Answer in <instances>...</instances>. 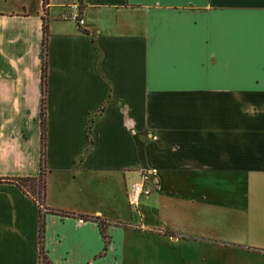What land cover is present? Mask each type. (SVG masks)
<instances>
[{
  "label": "crops",
  "instance_id": "1",
  "mask_svg": "<svg viewBox=\"0 0 264 264\" xmlns=\"http://www.w3.org/2000/svg\"><path fill=\"white\" fill-rule=\"evenodd\" d=\"M36 3L0 0V178L37 177L42 151L45 169L42 209L0 182V264H38L40 223L52 264H124L135 220L108 210L144 172L157 211L264 204V0ZM77 5L82 25L61 19ZM249 208L253 229L264 209ZM84 216L107 223L106 245ZM143 232L174 245L212 236ZM213 240L214 255L251 246Z\"/></svg>",
  "mask_w": 264,
  "mask_h": 264
},
{
  "label": "rangeland",
  "instance_id": "2",
  "mask_svg": "<svg viewBox=\"0 0 264 264\" xmlns=\"http://www.w3.org/2000/svg\"><path fill=\"white\" fill-rule=\"evenodd\" d=\"M27 1H29L30 5H37L36 0ZM155 193L156 190L153 189L150 195L142 196L136 206L130 202L129 197L128 199L119 197L117 200L118 204L114 205L113 209H109V212L107 211L111 217H120L117 219L122 222H128L125 219L128 218L127 215L129 213L135 220L132 223L136 225V247L133 248L129 245L125 249L122 259L124 264H179L180 262L182 264H200V262L206 264L214 261L220 264H264L262 255L251 253L252 250H264V210L262 212L263 216L257 213L258 215L253 218L255 219L253 220V225L255 226L253 229H248V223L244 221L248 215L246 217L244 215L240 216L245 213L248 214L249 206L264 209V204L248 205L245 202L234 206L232 211L227 209L210 211L206 206H199L196 209L187 208L180 201H177L174 206H165L166 209L157 211L151 203V198ZM160 212L165 215L162 216L166 217L165 222L156 218L157 215H160ZM184 212L198 213L201 219L183 220L180 214ZM211 212H218L214 213V215H220V219L209 220L210 218L207 215H209L208 213L211 214ZM158 229L186 232L190 235L210 234L212 236H204L206 238L202 241L188 237L187 239H181L178 245H174L168 242L162 243L164 240L159 237H142L141 235L149 234V232L144 233L143 231ZM209 238L214 239L213 241L220 247L235 245L238 248L237 250H242L239 249V241H242L241 243L248 242L251 246L243 247L245 249L242 251L232 249V252H235L231 253L232 256L222 249L219 254L215 252L214 255L208 249L209 243H207V239ZM132 243L133 241L131 240ZM210 244L212 245V243ZM245 251L248 253H245ZM217 256L219 257L217 258Z\"/></svg>",
  "mask_w": 264,
  "mask_h": 264
},
{
  "label": "trees",
  "instance_id": "3",
  "mask_svg": "<svg viewBox=\"0 0 264 264\" xmlns=\"http://www.w3.org/2000/svg\"><path fill=\"white\" fill-rule=\"evenodd\" d=\"M79 5L81 4V0H78ZM79 8V6H78ZM43 32L45 35L46 27L43 26ZM42 75H45V65L42 66ZM43 103V101H42ZM44 140H45V119H44V106L41 107V146L43 148L44 146ZM41 169L40 173L37 177H27V178H0L1 181H12L16 183L20 188H22L24 191H26L30 196H32L35 201L38 203V205L43 207V195H44V175H45V169L43 168V151L41 152ZM44 208V207H43ZM50 213H53L54 211H49ZM64 215V214H62ZM84 220H90L97 222L100 234L102 236V239L105 243V245L108 242V236L106 233L107 223L104 220H100L98 217H88L84 216L82 217ZM42 227L41 223L39 225V253H38V264H52L46 257V255L43 252L42 249V235H41ZM106 249V247H104Z\"/></svg>",
  "mask_w": 264,
  "mask_h": 264
},
{
  "label": "built area",
  "instance_id": "4",
  "mask_svg": "<svg viewBox=\"0 0 264 264\" xmlns=\"http://www.w3.org/2000/svg\"><path fill=\"white\" fill-rule=\"evenodd\" d=\"M75 11L73 12H63L61 14V19L70 20L77 25H82L83 20L80 18L78 14V5L75 6ZM153 191V185L150 184V176L146 172H144L141 176V181L131 184L130 192H129V200L130 202L136 206L142 196H148ZM41 208H43L41 206Z\"/></svg>",
  "mask_w": 264,
  "mask_h": 264
}]
</instances>
